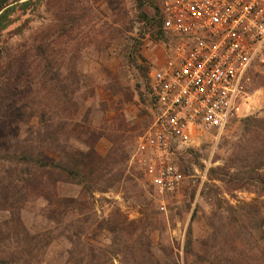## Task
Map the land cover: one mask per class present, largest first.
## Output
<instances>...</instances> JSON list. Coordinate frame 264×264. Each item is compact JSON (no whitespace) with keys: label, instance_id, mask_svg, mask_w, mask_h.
I'll return each mask as SVG.
<instances>
[{"label":"rangeland","instance_id":"obj_1","mask_svg":"<svg viewBox=\"0 0 264 264\" xmlns=\"http://www.w3.org/2000/svg\"><path fill=\"white\" fill-rule=\"evenodd\" d=\"M159 3L41 0L27 29L10 41V46L27 52L30 68L39 75L34 95L24 97L27 107L22 116H10L0 104V148L6 147L10 132L19 140L29 131L53 133L56 148L67 141L83 149V139L106 158L103 171L92 175L91 181L108 189L86 196L81 186L58 177L62 182L56 185L57 201H77L60 226L54 220L61 219L58 212L63 207H55L53 221H47L46 203L29 193L30 187L14 209L4 204L8 194L3 190L0 264H216L226 257L264 258V189L249 184L235 189L227 183L244 180L239 168L249 172L245 166L256 156V148L264 145V133L248 131L243 124L246 118L264 117V89L258 86L264 67L251 71L248 96L231 127L216 142L203 140L179 157L184 182L177 194L159 200L130 164L136 139L152 121L149 74L155 60L162 58L165 41L150 22L157 17ZM31 47L39 48L37 57ZM108 135L114 136L110 140L119 148L114 158L110 152L115 145ZM113 160L117 162L111 165ZM235 165L238 175L225 177ZM6 166L0 161V184L6 182ZM257 172L262 174L264 168ZM215 174L218 181L210 178ZM251 174L255 178L257 173ZM82 202L87 209L79 211ZM119 216L133 225L117 236L123 252L112 257L106 253L114 251L107 247L112 236L100 225ZM67 224L70 233L86 231L83 239L105 251L93 257L74 253L73 245L58 235ZM142 233L149 237L152 263L142 260L136 250ZM188 239L191 255L186 254Z\"/></svg>","mask_w":264,"mask_h":264},{"label":"built area","instance_id":"obj_2","mask_svg":"<svg viewBox=\"0 0 264 264\" xmlns=\"http://www.w3.org/2000/svg\"><path fill=\"white\" fill-rule=\"evenodd\" d=\"M159 17L165 41L149 74L152 121L130 164L163 200L182 189L179 157L216 142L239 118L249 75L264 67V0H160Z\"/></svg>","mask_w":264,"mask_h":264},{"label":"trees","instance_id":"obj_3","mask_svg":"<svg viewBox=\"0 0 264 264\" xmlns=\"http://www.w3.org/2000/svg\"><path fill=\"white\" fill-rule=\"evenodd\" d=\"M137 2H141V0H137ZM40 4L41 0H22L21 2L20 0H0V104L4 105L10 116H22L24 114L27 107V99L24 97L26 95H34L37 87L35 79L39 75L38 72H34L30 68L27 52L22 50V48L17 49L10 46V41L14 37L20 36L27 29V25L32 21L31 16L35 15ZM157 10V17L152 18L150 22L151 26L157 28V37L163 39L164 35L160 30L159 9ZM25 15L28 17L24 18ZM31 48L30 50L35 53L34 57H37L39 48ZM258 86L264 89L263 78L259 79ZM243 124L248 131L251 129L264 133V117L262 119L246 118ZM107 137L111 141L114 136L108 135ZM5 141L7 143L6 147L4 149L0 148V161H4L7 165L4 169L6 182L0 184V202L4 201V204L9 209H14L20 198H26L25 192L28 193L29 190L26 188L28 186L33 190V192L29 191V193L46 203L43 215L47 221H53L51 217L55 215V207L57 209L59 206L63 207L58 212L61 219L54 220L60 226L66 220L77 201L71 198H59L57 201L56 185L62 182L58 177L64 179L63 183L81 186L82 194L86 196L95 191L104 192L108 189L107 187L99 188L100 185L97 182L91 181L92 175L94 176L95 173L103 171L102 168L106 158L101 157L93 146L85 145L83 139L81 142L83 149L73 148L67 141H64L59 148H56V136L49 132L42 135L38 131H29L22 140H19L15 133L11 134L10 132L6 136ZM110 143L115 145L110 152L111 157L114 158L117 156L119 148L116 146V142L111 141ZM255 155L252 162L245 166L249 168V172L239 168L241 172L244 171V180L242 182L228 180V184L235 189H239V187L246 184L259 186L264 189V172L262 174L257 172V170L260 172L264 168V145L260 144L256 148ZM116 162L113 160L111 165ZM230 167L223 175L225 177L228 176L229 179H234L238 175V168L236 165ZM251 173H257L256 177H251ZM217 174L210 176L211 180L218 181L220 178ZM3 190L8 194L5 199L3 198ZM77 209L84 211L87 209V203H80ZM127 225L133 224L128 222L123 216L114 219L109 218L100 225V228L106 230L112 236V242L107 247L109 249L114 248V251H106L112 257H118L123 252L122 249L120 250L117 236L121 233H128L126 230ZM146 226L150 227V224H146ZM71 229L69 224L64 225L60 228L58 235H62L66 242L73 245L74 253L93 257L98 252L105 251L103 247L91 245L87 239H83L86 231L70 233ZM201 245L204 248V252H206L207 245L205 242H202ZM137 247L136 250L142 260L152 263L151 259L154 258V255L151 252L148 235L140 234ZM186 254H192V242L189 239L186 242ZM146 257L150 258V260ZM261 261L252 260L251 258L245 259L241 257L237 259L226 257L216 264H264V258ZM69 263L71 262L69 261ZM207 264L211 263L208 262Z\"/></svg>","mask_w":264,"mask_h":264}]
</instances>
